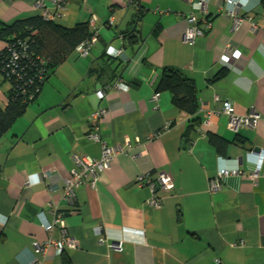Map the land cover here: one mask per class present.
Masks as SVG:
<instances>
[{
	"label": "crops",
	"instance_id": "crops-1",
	"mask_svg": "<svg viewBox=\"0 0 264 264\" xmlns=\"http://www.w3.org/2000/svg\"><path fill=\"white\" fill-rule=\"evenodd\" d=\"M128 2L69 0L54 21L71 28L94 17L97 41L86 57L73 52L58 65L36 101L0 137V264H31L34 243L64 238L74 246L37 264H264V175L247 178L248 161L264 152V17L258 0H242L237 25L223 0H209L207 14L196 16L198 26L207 19L210 27L192 42L183 40L189 3L137 0L136 8ZM43 3L54 11L51 0ZM35 15L41 10L32 0H0L3 22ZM99 60L108 63L107 73L89 76ZM164 67L179 69L197 89L201 126L186 138L189 117L167 92H155ZM221 70L225 75L212 81ZM115 83L127 90L116 91ZM8 89L0 84L1 107ZM98 91L104 93L100 99ZM225 102L238 117L253 109L255 126L228 130ZM98 110L107 112L98 123L102 140L124 152L99 174L95 189L82 185L67 199L63 182L77 169L73 155L100 156L99 144L88 140ZM207 133L227 142L223 158ZM222 166L245 176L224 177L211 193L209 181ZM160 173L173 186L157 189L162 205L155 209L147 201ZM52 212L64 227L46 232L42 224L52 221ZM96 227L104 243L93 233Z\"/></svg>",
	"mask_w": 264,
	"mask_h": 264
},
{
	"label": "trees",
	"instance_id": "trees-1",
	"mask_svg": "<svg viewBox=\"0 0 264 264\" xmlns=\"http://www.w3.org/2000/svg\"><path fill=\"white\" fill-rule=\"evenodd\" d=\"M137 3L135 0L133 7ZM258 7L260 15L264 17V0H258ZM92 35L88 23H78L66 28L54 21L43 19L41 15L18 18L10 22L0 20V84L9 85L6 92L7 102L3 107L0 106V137L10 130L27 106L36 101L53 70L74 52L77 45ZM8 48L18 53V60L14 64L10 61ZM39 59L42 64L38 62ZM107 68L106 60L96 61L94 67L90 66L88 75L101 76ZM224 75L225 70H221L212 81ZM155 92H167L171 104L189 117L183 133L184 138L201 126L197 89L193 80L182 71L171 67L162 68ZM206 140L214 147L218 156L223 158L227 142L211 133L206 134ZM239 142L244 143L241 140Z\"/></svg>",
	"mask_w": 264,
	"mask_h": 264
},
{
	"label": "built area",
	"instance_id": "built-area-1",
	"mask_svg": "<svg viewBox=\"0 0 264 264\" xmlns=\"http://www.w3.org/2000/svg\"><path fill=\"white\" fill-rule=\"evenodd\" d=\"M32 1L34 3V6L41 10V16L43 17V19L47 21H55L61 17L60 12L64 9V5L69 0H51V2L54 5L53 12H49L46 10L43 0H32ZM184 1L190 4L192 10L190 13L184 16V19L186 20L188 27L185 33L183 34V40L192 42L194 39L202 37L210 27L209 21H207V19L200 20L201 25L198 26L197 23L198 19L196 16V15L205 16L207 14V7L209 0H184ZM241 3L242 0H223L222 8L224 9L225 14L229 18H231L234 24L236 25L240 22V18L238 15V7L241 6ZM134 4H135V0H129L128 6H134ZM112 23H113V18H110L108 20V25H112ZM88 28L91 32H93V35L85 42H82L81 44L77 45L74 50V52L79 57L82 58L86 57L89 54L91 48L97 41V33L95 31L94 17H91L90 21L88 22ZM226 50L230 51V46H228ZM7 51L10 53L11 63L14 64V62L18 60V53L14 51L12 48H8ZM108 52L110 55L116 58H119L121 56L120 50L110 49ZM38 62L42 64V61L40 59L38 60ZM112 87L113 89L119 92L127 90V86L123 83H115ZM96 96L98 97V99L102 98L104 96L103 91L96 92ZM222 113L228 116L227 128L228 130L234 133H237L238 130L243 128L254 127L259 119V115L253 109H251L246 115H243L241 117L236 116L233 113L232 106L228 102L223 103ZM106 114H107L106 111L98 110L91 115V127L89 130L90 132L88 134V140L93 143L99 144L100 156L99 158H93L90 156L73 155L72 159L77 169L71 173L69 179H66L63 182V187H64L63 189L67 199H72L74 191L82 185H87L91 189H95L99 174L110 168L112 160L116 155L124 152L117 147L108 146L102 140L98 123L99 121H101L103 117H105ZM126 154L129 156V151H126ZM140 156H146V154H140ZM131 158L133 159L135 158V156L132 155ZM248 162L252 166L250 172L247 175L248 179L255 180L258 177L264 175V152L259 153L255 159L249 160ZM147 176H148L147 174H144L141 175V178L147 179ZM232 176H245V175L243 172H240L238 170H234V169L229 170L223 166L219 167L217 170V177L214 179H210L209 181V192L213 193L215 191H218L220 189V182L222 178L232 177ZM42 178H49V177L48 175L44 174L42 175ZM172 186H173L172 182L167 175H165L164 173L158 174L155 182H153V184H150V187L152 189V197L147 201L148 205L150 207H154L155 209H159L162 204L155 198V193L157 189L162 191H168L169 189L172 188ZM52 215H53V219L51 222L49 223L45 222L42 224V227L46 232H51L52 229H54L55 227H60V228L64 227L62 217H60L56 212H52ZM93 233L97 237H99L100 243H104L101 236L100 227L94 228ZM66 246L72 247L74 246V242L68 238H64L60 241L48 240L46 243L43 244L34 243L32 247L34 257L32 258L31 264H37V262L41 258L48 259L60 255V253H62L64 247ZM110 247L118 251H121L120 244H111Z\"/></svg>",
	"mask_w": 264,
	"mask_h": 264
},
{
	"label": "water",
	"instance_id": "water-1",
	"mask_svg": "<svg viewBox=\"0 0 264 264\" xmlns=\"http://www.w3.org/2000/svg\"><path fill=\"white\" fill-rule=\"evenodd\" d=\"M137 8V7H136ZM227 160H230V158H227ZM238 164L241 165L242 164V156H239L237 159Z\"/></svg>",
	"mask_w": 264,
	"mask_h": 264
}]
</instances>
